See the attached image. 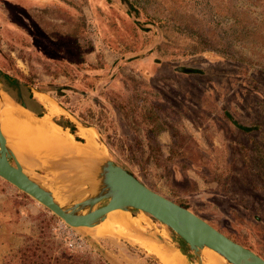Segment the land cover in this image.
<instances>
[{
  "label": "rangeland",
  "instance_id": "1",
  "mask_svg": "<svg viewBox=\"0 0 264 264\" xmlns=\"http://www.w3.org/2000/svg\"><path fill=\"white\" fill-rule=\"evenodd\" d=\"M0 71L5 91L94 127L118 165L264 259V0H0ZM139 217L134 242L117 222L74 229L0 178V264L42 232L94 264L88 238L115 264H163L148 232L166 229Z\"/></svg>",
  "mask_w": 264,
  "mask_h": 264
},
{
  "label": "water",
  "instance_id": "2",
  "mask_svg": "<svg viewBox=\"0 0 264 264\" xmlns=\"http://www.w3.org/2000/svg\"><path fill=\"white\" fill-rule=\"evenodd\" d=\"M4 77L0 71V92H6L3 88ZM9 80L13 82V79ZM36 93L38 91H31L34 99L38 100ZM16 103L29 110L24 103ZM36 116L43 117L44 114ZM70 121L78 131L80 126L96 130L73 117ZM54 122L71 132L61 121L54 118ZM74 136L77 142H85L77 134ZM98 141L103 143L99 133ZM88 167V163L82 160L58 158L50 161L47 166L40 164L29 171L19 160L15 149L9 145L0 123V178L33 198L67 226L78 230L93 227L116 209L129 210L134 215L143 212L151 218L152 226L158 222L168 231L169 242L191 264H195L192 262L193 257L196 264H203L201 253L205 248L216 251L230 264H264L261 256L227 237L188 207L147 187L131 172L118 165L110 154L96 167L94 173L93 168L89 171ZM57 192L67 198L64 206L57 201ZM148 233H154L153 238L157 241L166 242L157 228ZM88 240L110 264H115L103 248L93 240Z\"/></svg>",
  "mask_w": 264,
  "mask_h": 264
},
{
  "label": "bare ground",
  "instance_id": "3",
  "mask_svg": "<svg viewBox=\"0 0 264 264\" xmlns=\"http://www.w3.org/2000/svg\"><path fill=\"white\" fill-rule=\"evenodd\" d=\"M43 101L48 106L49 113L43 117H37L36 114L17 104L8 93L0 92L1 128L9 145L15 149L19 160L29 171H32L35 166L40 164L47 166L54 159H78L87 162L89 171L93 168L94 173L96 167L109 158L106 146L103 143H100V146L96 141V138L98 140L97 131L93 128L80 126V129H83L80 131V136L85 142H77L69 130L64 128L63 130L52 120L51 116L60 113V109L58 110L54 102H49L46 98ZM57 201L64 206L67 203V198L63 193L57 192ZM140 215H145V213L134 215L129 210L116 209L109 212L101 223L81 229L93 230L117 222L121 227L122 234L134 242L136 238L130 233L128 222H131V218H133L143 223ZM166 233L163 238L170 240L167 230ZM168 239H164L166 242H162L164 246L158 253L161 262L163 264H191L187 257ZM201 256L203 264H230L223 256L210 248L203 249Z\"/></svg>",
  "mask_w": 264,
  "mask_h": 264
},
{
  "label": "trees",
  "instance_id": "4",
  "mask_svg": "<svg viewBox=\"0 0 264 264\" xmlns=\"http://www.w3.org/2000/svg\"><path fill=\"white\" fill-rule=\"evenodd\" d=\"M30 97L36 101L33 95ZM36 114L43 115L44 113ZM61 124L69 127L72 134H77V127L70 120L61 122ZM235 124L245 131L251 130L250 128L239 125L237 122ZM77 139L80 140L78 137ZM54 246L55 244L51 240L50 235L44 234V232L37 238L27 237L25 244L16 253L7 256L3 264H94L91 257L85 254L74 252L64 246ZM102 264L110 263L104 260Z\"/></svg>",
  "mask_w": 264,
  "mask_h": 264
},
{
  "label": "flooded vegetation",
  "instance_id": "5",
  "mask_svg": "<svg viewBox=\"0 0 264 264\" xmlns=\"http://www.w3.org/2000/svg\"><path fill=\"white\" fill-rule=\"evenodd\" d=\"M182 71H184V72H187V73H196V72H199L198 70L196 71V70H192V69H186V70H182ZM2 80H3V84H4V86H6V84H5V81H4V79L2 78ZM6 89V91L8 92V94L16 101V102H19V103H21V102H23L26 106H27V108L30 110V111H32V112H34V113H44V115L46 114V108H45V106L40 102V101H38V100H36V101H34V100H32L31 99V97H29V95L28 94H25L24 93V90L23 89H16V90H14V89H8V88H5ZM58 91V93H59V95L60 96H65L66 94H65V91H67L66 89L65 90H63V89H61L60 90V88L57 90ZM32 103L33 104H36L38 107L37 108H35L33 105H32ZM226 116L229 118V120L232 122V124H234L236 127H238L236 124H235V122H237L239 125H242V126H244L243 124H240L233 116H231L228 112L226 113ZM58 117V116H57ZM245 127H247V126H245ZM239 129H241L240 127H238ZM247 128H250L251 130L250 131H245V130H243V129H241V130H243V131H245V132H248V133H250V132H252V131H254V129L255 128H253V127H247ZM191 210V209H190ZM192 211V210H191ZM193 213H195L194 211H192ZM196 214V213H195ZM197 215V214H196ZM142 218V220L144 219L143 217H141ZM209 223V222H208ZM213 226V225H212ZM214 227V226H213ZM217 229V228H216ZM218 230V229H217ZM221 232V231H220ZM224 234V233H223ZM227 236V235H226ZM228 237V236H227ZM230 238V237H229ZM231 239V238H230ZM233 240V239H232ZM234 241V240H233ZM236 242V241H235ZM245 247V246H244Z\"/></svg>",
  "mask_w": 264,
  "mask_h": 264
},
{
  "label": "crops",
  "instance_id": "6",
  "mask_svg": "<svg viewBox=\"0 0 264 264\" xmlns=\"http://www.w3.org/2000/svg\"><path fill=\"white\" fill-rule=\"evenodd\" d=\"M80 131H81V129L79 128V131H78V133H77V135H78L79 137H81V136H80Z\"/></svg>",
  "mask_w": 264,
  "mask_h": 264
}]
</instances>
